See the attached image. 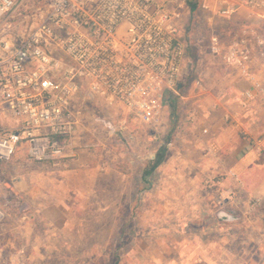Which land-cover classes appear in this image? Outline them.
Listing matches in <instances>:
<instances>
[{"label": "rangeland", "instance_id": "obj_1", "mask_svg": "<svg viewBox=\"0 0 264 264\" xmlns=\"http://www.w3.org/2000/svg\"><path fill=\"white\" fill-rule=\"evenodd\" d=\"M197 1L186 32L191 46L186 72L192 71L193 78L206 83L208 79L213 82L216 72L236 71L212 51L213 35L225 50L234 38L245 39L242 47L251 52L249 65L255 72L264 69V42L258 43L264 40V24L256 26L244 13L224 20L215 15L214 0H207L209 8ZM245 22L257 28L254 34L239 30ZM189 85L176 100L177 113L172 111V115L168 106L158 126L125 114V125L118 124L112 132L95 117L116 112L92 107L79 110V162L64 164L63 175L56 181L61 184L59 190L50 188L52 179L38 176L33 181L35 189H46L51 198L38 190L33 194L13 191L18 205L12 204L11 190L5 191L3 185L16 174V157L22 156L25 164L34 162L24 149L4 162L0 166V264H177L190 250L187 245L195 231L207 228L209 209L214 210L213 216L220 212L218 207H207L203 193L214 189L223 177L210 173V165L218 159L201 158L197 138L187 130L193 118H187L188 109L182 112L180 104L199 88L193 84L195 89L189 91ZM255 98L264 102L263 95ZM196 110L203 113L201 108ZM258 146L264 154V145ZM209 147L216 152L214 145ZM159 148L164 149L161 164L146 169L149 157ZM22 180L28 182L29 177ZM210 222V228H215L214 221ZM259 225L264 226L262 221ZM259 232L264 236L258 228L253 243L243 245L248 250L263 246L256 258L264 264V238ZM241 236H247L246 232Z\"/></svg>", "mask_w": 264, "mask_h": 264}, {"label": "built area", "instance_id": "obj_2", "mask_svg": "<svg viewBox=\"0 0 264 264\" xmlns=\"http://www.w3.org/2000/svg\"><path fill=\"white\" fill-rule=\"evenodd\" d=\"M196 2L0 0V166L21 149L33 162L54 166L76 157L83 108L116 112L95 117L112 132L125 125V114L160 125L185 87L203 86L186 72L191 62L186 11ZM201 5L209 8L207 0ZM213 11L226 19L244 12L264 24V0H214ZM239 28L243 34L257 29L246 22ZM244 42L234 38L225 50L211 36L212 51L251 78Z\"/></svg>", "mask_w": 264, "mask_h": 264}, {"label": "crops", "instance_id": "obj_3", "mask_svg": "<svg viewBox=\"0 0 264 264\" xmlns=\"http://www.w3.org/2000/svg\"><path fill=\"white\" fill-rule=\"evenodd\" d=\"M195 7L196 3L187 8L189 23ZM241 13L244 12H239L230 19H223L232 21ZM202 85L197 88V93L187 95L180 105L182 112L188 109L187 118H193V123L187 130L192 133L193 138H197V141L193 140L202 149L201 158L206 156L218 159L210 165V173L217 172L223 177L214 189L204 190L203 196L208 203L207 207H218L225 215H219V212L213 216L214 210L209 209L211 214L206 217L207 228L195 231L197 233L193 234L192 241L187 245L190 250L179 257L177 264H263L256 258L257 253H262L263 246L248 250L243 244L253 243L258 228L264 232V226L259 225L261 221L264 224V154L258 146L259 143L264 145V102L255 98L258 95L264 96V69H257L256 72L252 69L251 78L242 76L237 70H223L213 75V82L208 79ZM193 86L192 83L189 85V91ZM176 103L172 106V115L178 111ZM197 108L199 111L200 108L203 110L201 115ZM80 141L76 136L74 142L77 146ZM209 144L214 145L216 152L211 150ZM160 150L161 148L157 149L149 157V167L155 165L156 169L161 164L162 161L158 164L154 162ZM79 152L70 159L71 164L79 162ZM16 159V174L9 182L12 191L33 194L38 190L40 195L51 198L45 193L46 189H35L33 181L38 176L46 181L52 179L50 188L59 190L61 184L56 181L63 175L62 167L66 165L54 166L45 162L25 164L22 156H17ZM27 176L29 181H23L22 178ZM258 212L261 213V220L257 217ZM210 221H214L215 228H210ZM244 232L247 236H241ZM258 235L264 238L263 233L259 232ZM243 239L249 240L242 241Z\"/></svg>", "mask_w": 264, "mask_h": 264}, {"label": "trees", "instance_id": "obj_4", "mask_svg": "<svg viewBox=\"0 0 264 264\" xmlns=\"http://www.w3.org/2000/svg\"><path fill=\"white\" fill-rule=\"evenodd\" d=\"M255 22H257V25L260 24L259 21H255ZM176 100H177V99H176ZM176 100H173V101L171 102L170 106H173V105L176 103ZM158 151H159V150H158ZM158 151H157V152H158ZM163 156H164V149L161 148V150H160V152H159V156H158L157 158H155L154 162H157V164L160 163V162L162 161V159H163ZM148 161H149V160H148ZM146 167H147L146 169L153 170L154 167H155V165L151 168V167H149V165L147 164ZM5 185L7 186L8 189L13 190V189L11 188V186H10L8 183L5 184Z\"/></svg>", "mask_w": 264, "mask_h": 264}, {"label": "water", "instance_id": "obj_5", "mask_svg": "<svg viewBox=\"0 0 264 264\" xmlns=\"http://www.w3.org/2000/svg\"><path fill=\"white\" fill-rule=\"evenodd\" d=\"M221 214H223V216L225 215L224 213H221V212H220L219 215H221ZM226 215H227V214H226ZM226 217L229 218V216H226Z\"/></svg>", "mask_w": 264, "mask_h": 264}]
</instances>
